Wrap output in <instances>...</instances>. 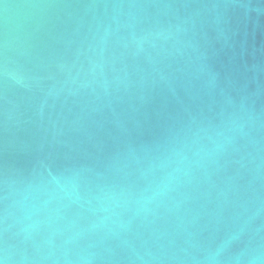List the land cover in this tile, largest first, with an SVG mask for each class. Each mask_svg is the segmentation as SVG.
Masks as SVG:
<instances>
[{
	"label": "water",
	"instance_id": "1",
	"mask_svg": "<svg viewBox=\"0 0 264 264\" xmlns=\"http://www.w3.org/2000/svg\"><path fill=\"white\" fill-rule=\"evenodd\" d=\"M0 264H264V0H0Z\"/></svg>",
	"mask_w": 264,
	"mask_h": 264
}]
</instances>
